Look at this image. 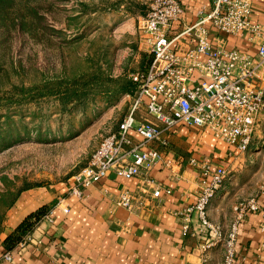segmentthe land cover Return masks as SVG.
<instances>
[{
    "label": "rangeland",
    "instance_id": "374dc122",
    "mask_svg": "<svg viewBox=\"0 0 264 264\" xmlns=\"http://www.w3.org/2000/svg\"><path fill=\"white\" fill-rule=\"evenodd\" d=\"M152 1L0 0V243L22 190L72 182L129 113ZM241 159L238 186L264 181V114Z\"/></svg>",
    "mask_w": 264,
    "mask_h": 264
},
{
    "label": "built area",
    "instance_id": "2783aa9c",
    "mask_svg": "<svg viewBox=\"0 0 264 264\" xmlns=\"http://www.w3.org/2000/svg\"><path fill=\"white\" fill-rule=\"evenodd\" d=\"M255 1L214 0L208 13L200 12L197 21L173 37L169 35L173 24L185 19L182 0L152 1L139 26L151 55L150 64L145 73L132 77L137 90L117 131L102 140L88 165L73 177L67 195L57 203L63 213L70 212L69 196L82 197L85 189L110 175L131 180L146 177L159 164L173 169L177 160L168 150L166 135L183 125L209 130L239 153L249 150L264 114V26L253 20ZM208 25L224 35L251 34L250 39L258 44L257 54L228 49L224 42L211 38ZM183 37L189 38L187 47L178 45ZM153 143L163 149L152 147ZM201 167L203 182L198 199L176 215L182 217L185 232L196 219L202 251L222 244L224 264H233L239 222L248 211L260 212L264 218V208L256 196L240 204L235 221L225 233L210 220L209 207L228 171L207 160ZM148 183L153 181L148 179ZM161 191L153 187V196L159 197ZM166 193L171 194V190ZM259 193L264 196V182ZM134 199L129 189H123L118 204L130 210ZM52 217L53 211L45 215L49 221ZM33 240L29 233L17 248ZM3 258L12 261L13 251L5 252Z\"/></svg>",
    "mask_w": 264,
    "mask_h": 264
},
{
    "label": "crops",
    "instance_id": "0c3cea01",
    "mask_svg": "<svg viewBox=\"0 0 264 264\" xmlns=\"http://www.w3.org/2000/svg\"><path fill=\"white\" fill-rule=\"evenodd\" d=\"M186 14L183 22L173 24L169 35L180 34L185 25L208 13L214 0H182ZM253 20L264 26V0L253 5ZM210 36L224 42L228 49L256 55L258 44L251 34L224 35L208 25ZM187 47L188 37L179 39ZM168 150L177 165L169 169L159 164L146 177L125 180L115 175L85 189L82 197L69 196L70 212L57 206L67 195L69 183H56L22 191L7 212L0 243V264H224L225 247L221 244L207 251L200 249L196 235L197 221L188 232L176 214L195 204L202 188L201 162L223 166L228 174L209 207L210 220L228 233L239 205L256 193L264 208L259 185L264 181L247 180L237 185L236 173L243 168L234 147L218 139L209 130L183 125L166 135ZM163 149L159 143L151 145ZM197 161L194 163L193 161ZM148 179L153 184L148 183ZM231 182V187L223 191ZM153 187L162 189L153 196ZM123 189L135 197L130 210L118 204ZM170 189L171 194L166 193ZM45 208L53 211L52 221L43 218L31 232L34 240L23 248L17 246L12 261L3 258V242L32 213ZM264 218L260 212L248 211L239 222L238 242L233 264H264Z\"/></svg>",
    "mask_w": 264,
    "mask_h": 264
},
{
    "label": "trees",
    "instance_id": "16d2710c",
    "mask_svg": "<svg viewBox=\"0 0 264 264\" xmlns=\"http://www.w3.org/2000/svg\"><path fill=\"white\" fill-rule=\"evenodd\" d=\"M143 60H145V58H143ZM150 61L151 60H149V62L147 63L146 60L143 61L140 67V71H138L137 73H145L150 64ZM122 80L123 83L120 85L119 92L133 95L137 90L138 84L129 77H123ZM46 213L47 212L45 208H41L40 210L26 217L25 220L17 227V229L3 242L4 248L7 251L14 249L29 233H31L35 229L37 224L45 217Z\"/></svg>",
    "mask_w": 264,
    "mask_h": 264
}]
</instances>
